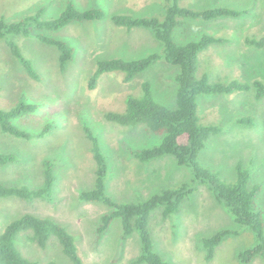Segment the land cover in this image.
Returning a JSON list of instances; mask_svg holds the SVG:
<instances>
[{"label":"rangeland","instance_id":"obj_1","mask_svg":"<svg viewBox=\"0 0 264 264\" xmlns=\"http://www.w3.org/2000/svg\"><path fill=\"white\" fill-rule=\"evenodd\" d=\"M168 3V2H167ZM73 4L80 12L100 10V21L74 22L51 31L44 24L59 19ZM179 6L202 10L226 6L245 10L248 14L215 22L183 18L174 32V41L184 46L205 35L226 38L230 45L214 46L200 57L198 78L207 76L210 83L233 80L252 85L264 81V51L248 47L246 37H264V0H186ZM166 0H0V19L19 24L30 19L29 35L7 34L0 41V110L11 111L21 99L37 110L14 119L13 124L32 135L50 126L43 139L21 140L0 131V152L12 154L17 162L0 167V182L38 188L43 182L42 164L55 162L56 192L51 201L26 203L18 199H0V235L6 226L26 213L52 219L66 227L76 238L84 264H133L141 254L138 232L130 236L121 256H117L122 235L121 220L98 243L95 229L101 217L111 211L99 203H83L79 193L94 184L96 163L82 126L99 137L108 165L107 194L117 204H139L164 190L191 183L193 172L178 166L173 156L141 163L130 150L154 148L163 136L146 126L124 127L109 122L106 114L125 113L129 98H144L143 84L150 82L154 100L175 110L179 67L160 60L129 83L125 74L104 75L95 90L89 82L104 60L138 61L149 54H162L163 46L145 29L129 32L117 27L113 17L126 14L136 18L165 19ZM39 24H43L39 27ZM64 43L73 50L67 71L61 72L57 46L46 41ZM11 45L20 51L13 53ZM23 61L30 62L43 78L37 82L27 75ZM198 114L205 126L216 125L224 134L212 135L199 155L198 164L217 176L223 184L233 186L238 171L249 175L248 186L260 187L258 205L264 217V99L255 98V88L231 96H204L197 99ZM252 118V127L236 124V119ZM149 224L155 250L171 264H240L241 250L257 244L251 230L228 238L216 251L210 263L205 261L203 239L223 229H235L231 215L219 204L206 185L181 205L178 216L165 220L162 208L152 214ZM174 226L177 228L176 235ZM19 236L18 247L25 257L41 264L55 261L70 264L63 256L57 240L46 249L28 245ZM252 264H264L256 258Z\"/></svg>","mask_w":264,"mask_h":264},{"label":"trees","instance_id":"obj_2","mask_svg":"<svg viewBox=\"0 0 264 264\" xmlns=\"http://www.w3.org/2000/svg\"><path fill=\"white\" fill-rule=\"evenodd\" d=\"M186 0H166L165 19L157 17L136 18L126 14H117L113 22L117 27L127 29L129 32L136 29L150 31L154 38L163 46L162 54L152 53L138 61L126 62L123 60H104L98 62V68L89 82V89L95 90L101 78L109 73L122 72L125 74L124 82L133 81L140 74L145 73L160 60H165L169 65L179 67L176 76L178 85L176 92V109L170 110L158 104L152 93L150 82L143 84L144 98H129L125 113L110 112L106 114L109 122L124 127H137L144 125L152 133L162 135L160 145L151 149L130 150L131 156L141 163L152 162L173 156L180 167L188 168L193 172L191 183H183L172 189L164 190L139 204H117L107 194L108 165L103 154L99 137L86 126L83 131L90 143V151L96 163L94 184L91 188L79 193V200L83 203H99L109 207L111 211L101 217L100 223L95 229L96 241L100 243L109 234L112 224L121 220L122 235L118 243L117 256L124 251L126 240L135 232H138L141 240V254L133 264H171L155 250V243L149 229L152 214L162 208V217L167 220L179 214L183 202L192 196L201 186L206 185L216 201L221 204L231 215L235 229H223L214 235L203 239L205 261L210 263L216 256V251L228 238L240 236L243 230H251L257 238V244L241 250L238 254L240 264H252L256 258L264 260V217L261 207L258 205L260 187L248 186L249 175L238 171V181L230 186L219 181L216 175L202 168L198 164L199 155L212 135L224 134L221 126H205L201 123L198 114L197 99L204 96H231L238 92H248L255 88V98L264 99V81L255 80L252 85L233 80L229 83H210L207 76L198 78L201 55L214 46H224L233 43L232 40L205 35L197 42H191L180 46L174 41V32L183 18L215 22L223 19L239 18L248 14L245 10L214 7L202 10L181 8L179 4ZM168 2V3H167ZM105 18V13L100 10L80 12L73 4H70L63 15L52 22L44 24L51 31L63 29L74 22L100 21ZM34 21L35 19H30ZM30 20L19 24H7L0 19V41L7 34L29 35ZM43 24H39L42 27ZM246 45L257 51H264V37H246ZM57 46L60 55L61 72L67 71L69 63L73 60V50L62 42L48 40ZM13 53L20 55L19 49L11 45ZM27 75L37 82H43V78L35 71L32 64L23 61ZM37 106L28 105L21 99L19 104L11 111L0 110V131L16 139L41 140L53 127H46L39 135H32L13 124V120L26 116L37 110ZM236 124L252 127L253 119H236ZM17 162V157L12 154L0 152V167H7ZM56 164L45 160L42 164L43 182L40 187L7 185L0 182V199H18L26 203L36 201H51L56 192ZM177 228L174 226L176 235ZM25 235L28 245H37L46 249L49 243L55 239L61 247L63 256L70 264H84L76 242V238L69 230L58 222L40 217L32 213H26L12 220L0 235V264H41L37 260L25 257L18 247L20 235ZM48 264H57L52 261Z\"/></svg>","mask_w":264,"mask_h":264},{"label":"crops","instance_id":"obj_3","mask_svg":"<svg viewBox=\"0 0 264 264\" xmlns=\"http://www.w3.org/2000/svg\"><path fill=\"white\" fill-rule=\"evenodd\" d=\"M245 41V40H244ZM246 44V43H245Z\"/></svg>","mask_w":264,"mask_h":264}]
</instances>
